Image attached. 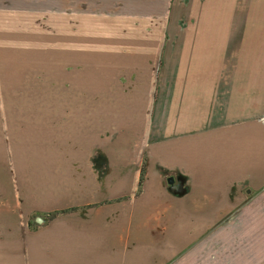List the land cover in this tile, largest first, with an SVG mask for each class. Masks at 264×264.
Here are the masks:
<instances>
[{
  "label": "crops",
  "instance_id": "crops-1",
  "mask_svg": "<svg viewBox=\"0 0 264 264\" xmlns=\"http://www.w3.org/2000/svg\"><path fill=\"white\" fill-rule=\"evenodd\" d=\"M178 3L0 9L3 42L50 28L52 64L49 116L2 137L0 264H169L264 208V0Z\"/></svg>",
  "mask_w": 264,
  "mask_h": 264
},
{
  "label": "rangeland",
  "instance_id": "rangeland-1",
  "mask_svg": "<svg viewBox=\"0 0 264 264\" xmlns=\"http://www.w3.org/2000/svg\"><path fill=\"white\" fill-rule=\"evenodd\" d=\"M178 1L180 3V0H172V4ZM203 1L184 0L186 14L198 9L195 4L201 8ZM166 4L167 0H0V9L38 11L44 18L54 12L67 11L149 15L163 12ZM181 22L184 24L183 19ZM30 29L35 30L25 32ZM2 30L0 28V189L7 182L3 157L6 145L2 137L17 138L20 130H26L24 135L28 136L41 116H49L40 111L49 110L52 100L50 28H21V35L16 32L19 28H10L9 33L4 34L5 42L1 40ZM27 147L32 149L28 152H34L33 145ZM48 155L50 159V153ZM59 183L63 185L62 181ZM259 203L257 196H252L246 204H250L249 208L236 210L232 223L226 224L225 220L209 230L197 246L169 264H264V208H259Z\"/></svg>",
  "mask_w": 264,
  "mask_h": 264
},
{
  "label": "water",
  "instance_id": "water-1",
  "mask_svg": "<svg viewBox=\"0 0 264 264\" xmlns=\"http://www.w3.org/2000/svg\"><path fill=\"white\" fill-rule=\"evenodd\" d=\"M166 182L172 186L175 182V179L173 177H168ZM171 192L174 193V194H182L184 193V189H183V182L182 181H179L177 185H175L174 187L171 188Z\"/></svg>",
  "mask_w": 264,
  "mask_h": 264
},
{
  "label": "trees",
  "instance_id": "trees-1",
  "mask_svg": "<svg viewBox=\"0 0 264 264\" xmlns=\"http://www.w3.org/2000/svg\"><path fill=\"white\" fill-rule=\"evenodd\" d=\"M144 174H145V161L143 162L142 167H141L138 193L141 192V187H142V181L144 179ZM67 211H74V209H70V210H67ZM64 212H66V211H64ZM60 213H63V212H60ZM55 214H57V212Z\"/></svg>",
  "mask_w": 264,
  "mask_h": 264
}]
</instances>
